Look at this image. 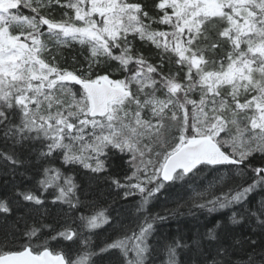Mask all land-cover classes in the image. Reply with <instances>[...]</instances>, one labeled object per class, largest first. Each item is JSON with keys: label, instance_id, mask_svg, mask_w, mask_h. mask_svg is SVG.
Returning a JSON list of instances; mask_svg holds the SVG:
<instances>
[{"label": "snow or ice", "instance_id": "6c2138e0", "mask_svg": "<svg viewBox=\"0 0 264 264\" xmlns=\"http://www.w3.org/2000/svg\"><path fill=\"white\" fill-rule=\"evenodd\" d=\"M190 190L231 215L163 236ZM0 228V264H264V0H0Z\"/></svg>", "mask_w": 264, "mask_h": 264}, {"label": "trees", "instance_id": "16d2710c", "mask_svg": "<svg viewBox=\"0 0 264 264\" xmlns=\"http://www.w3.org/2000/svg\"><path fill=\"white\" fill-rule=\"evenodd\" d=\"M55 18L58 20L61 19L60 9H56ZM49 47L52 48L55 52V55L57 57L56 62H58L61 67L68 68L69 70L78 67V64L74 61V57L79 58L80 46L78 44L73 45L71 48H63L60 50L54 49L51 44L49 45ZM211 179L212 177L209 176L208 180L203 182L204 187H207V183ZM80 180L87 184L88 177L82 175ZM198 190L202 191L203 188ZM216 194H219V191H217ZM165 195H167V199H165ZM189 195H193L191 190L187 194H185L183 191H180L179 195H177L176 192L162 194L160 196V199L154 203V213L159 212L161 214H164L165 208H168L169 210H174L178 207L179 211L183 213V215L173 216L166 222L157 224L158 230L163 236L172 237L178 236L180 234H194L197 229L203 232L205 231V229L201 227L202 224L209 223V226H211L210 222L214 218H222L223 220H226L227 217L231 215V211L229 209H221L211 214H209L206 210H204L203 212H198L195 209L190 211L189 206L184 204L183 199H180L181 196L187 199V196ZM257 200H259V196H257ZM10 224L11 220H9V225ZM25 242H27V237L21 239L18 232L15 234L14 237L11 231H9V235L7 236V238H5L3 234V229L0 228V250H17L20 245ZM34 243L36 242L34 241ZM105 264H107V261H105Z\"/></svg>", "mask_w": 264, "mask_h": 264}]
</instances>
